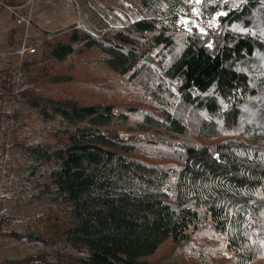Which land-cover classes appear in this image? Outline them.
Wrapping results in <instances>:
<instances>
[{
	"label": "trees",
	"instance_id": "16d2710c",
	"mask_svg": "<svg viewBox=\"0 0 264 264\" xmlns=\"http://www.w3.org/2000/svg\"><path fill=\"white\" fill-rule=\"evenodd\" d=\"M129 2L142 16L122 28L44 38L65 64L21 61L30 85L13 91L15 70H2V95L55 122L16 142L45 173L41 230L4 229L0 214V235L55 254L5 261L264 264V0H202L218 18L205 33L179 26L183 0Z\"/></svg>",
	"mask_w": 264,
	"mask_h": 264
},
{
	"label": "rangeland",
	"instance_id": "374dc122",
	"mask_svg": "<svg viewBox=\"0 0 264 264\" xmlns=\"http://www.w3.org/2000/svg\"><path fill=\"white\" fill-rule=\"evenodd\" d=\"M51 1L54 9H48L45 6L41 7L42 0H31V3L26 6L25 11L22 10V12L21 7L17 8V10L21 14L30 13L32 9L40 10L44 13V19L48 20V22L50 21V25H53L52 19L64 18L59 24L71 22L76 27L83 28L93 34H98L110 28H122L129 20L142 16L129 0ZM201 1L183 0L182 5L179 6L177 23L185 31L196 30L205 33L207 27L218 24L217 13L209 17L203 15ZM162 6L164 7L165 4ZM144 11L146 13L147 10ZM16 16L12 6L0 2V77L5 74V71L2 70H15L12 77L15 82L12 89L15 92L21 85H30V83L25 81L26 74L20 66L15 68V61L17 59L13 53L18 44L17 40L23 34V31L21 32L23 28H19L16 32L12 29V24L3 25L9 20H14ZM66 28L41 31L30 28L27 31L28 36L31 42L38 41L37 49L36 52L23 58L22 61L36 58L35 65L43 67L48 65L49 72L65 64L63 61H55L44 55L47 46L43 39L47 33L53 36L55 33ZM13 37L16 43L9 44V40ZM146 53L150 55L149 51ZM68 61L67 65H74V63ZM12 63L14 64L12 65ZM71 69H73V66ZM76 71L82 72L81 70ZM60 88V85L51 86L54 92L56 90L60 91ZM1 90L2 87H0V214L4 218L9 219V222L4 223L3 228H13L20 232L33 231L34 233H38L41 230L42 223L35 219L47 210L48 200L45 197L38 199L35 195L39 184L45 179V173L39 168L35 169L33 167V161L30 156L16 142L20 140L28 143L40 141L43 134L52 128L55 122L41 119L36 109L13 98L9 99L7 96L1 94ZM123 91H126V89ZM129 94L128 97L130 98L137 95L136 91H131ZM15 109L19 110L16 119L13 117L6 118L7 120L1 119V117H5L4 114L6 112L11 113ZM17 123L20 124L18 132L16 135H12L9 133V128ZM170 249L171 245L165 244L150 259L161 257ZM55 250L54 246H45L25 238L17 239L11 236L0 235V264H31L10 263L5 261V259H20L37 253H46L52 256L55 254Z\"/></svg>",
	"mask_w": 264,
	"mask_h": 264
},
{
	"label": "crops",
	"instance_id": "0c3cea01",
	"mask_svg": "<svg viewBox=\"0 0 264 264\" xmlns=\"http://www.w3.org/2000/svg\"><path fill=\"white\" fill-rule=\"evenodd\" d=\"M51 0H42L41 2V7H48V9H54V5L52 3ZM1 3L3 4H7L9 6L12 7H16L15 12L19 13L20 15H26V14H21L17 8L21 7V11H25L26 10V6L29 5V3H31V0H0ZM8 2V3H7ZM22 11V12H23ZM44 13L41 12L40 10H34L32 9L30 11V26L29 29L31 28L32 30H37V31H41V30H58L60 28L63 27H68L69 25L73 24V23H69V22H65V23H61L64 20V18H59V19H52V23L53 25H50V21L48 22V20L44 19ZM16 18V17H15ZM15 18L14 20H9L7 22H5L3 25L7 26V25H11L12 24V29L13 30H18L19 28H23L21 29V32L24 31V25L23 24H18L15 22ZM49 18V17H48ZM17 32V31H16ZM18 39V38H17ZM20 40V38H19ZM19 40H17L19 42ZM16 43V41L14 40V37L11 38L9 40V44L11 43ZM17 42V43H18Z\"/></svg>",
	"mask_w": 264,
	"mask_h": 264
},
{
	"label": "built area",
	"instance_id": "2783aa9c",
	"mask_svg": "<svg viewBox=\"0 0 264 264\" xmlns=\"http://www.w3.org/2000/svg\"><path fill=\"white\" fill-rule=\"evenodd\" d=\"M15 9H16V7H13L14 11H15ZM15 13L17 15L15 18V22L18 24L24 25L23 34H22L17 46L13 50V53L15 54L16 59H17L15 61L16 62L15 65L20 66L23 58H26L29 55L36 52L38 41L31 42L29 39L28 33H27V31L29 30V26H30V13H27L26 15H20L17 12H15ZM51 37H52V34L47 33L44 38H51Z\"/></svg>",
	"mask_w": 264,
	"mask_h": 264
},
{
	"label": "water",
	"instance_id": "95a60500",
	"mask_svg": "<svg viewBox=\"0 0 264 264\" xmlns=\"http://www.w3.org/2000/svg\"><path fill=\"white\" fill-rule=\"evenodd\" d=\"M144 58L147 59V60L151 59V57H150V55L148 53L145 54Z\"/></svg>",
	"mask_w": 264,
	"mask_h": 264
}]
</instances>
